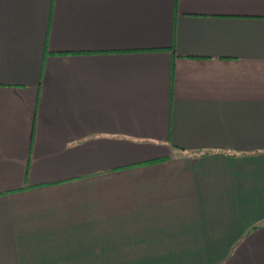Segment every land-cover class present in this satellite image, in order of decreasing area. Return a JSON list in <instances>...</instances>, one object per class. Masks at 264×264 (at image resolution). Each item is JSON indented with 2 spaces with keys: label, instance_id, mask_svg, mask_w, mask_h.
Here are the masks:
<instances>
[{
  "label": "crops",
  "instance_id": "obj_1",
  "mask_svg": "<svg viewBox=\"0 0 264 264\" xmlns=\"http://www.w3.org/2000/svg\"><path fill=\"white\" fill-rule=\"evenodd\" d=\"M0 264H264V0H0Z\"/></svg>",
  "mask_w": 264,
  "mask_h": 264
},
{
  "label": "rangeland",
  "instance_id": "obj_2",
  "mask_svg": "<svg viewBox=\"0 0 264 264\" xmlns=\"http://www.w3.org/2000/svg\"><path fill=\"white\" fill-rule=\"evenodd\" d=\"M202 199L204 201L205 198H202ZM207 199H209L210 204H212V201L215 200V198H213V197L212 198H207ZM237 215L238 214H232L230 212H228L226 214L225 213H220V212H204V217L207 220V225L209 226V225L212 224V225H214V227H219L221 225H224L225 222H226V219H229V224L230 225H234L235 218H236ZM222 220H223L224 223L222 222ZM193 221H196V219L193 220Z\"/></svg>",
  "mask_w": 264,
  "mask_h": 264
}]
</instances>
